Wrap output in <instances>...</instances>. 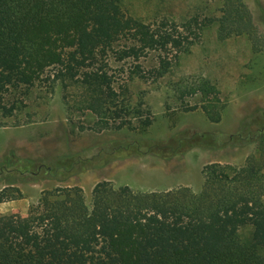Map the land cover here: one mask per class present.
<instances>
[{"label": "trees", "instance_id": "16d2710c", "mask_svg": "<svg viewBox=\"0 0 264 264\" xmlns=\"http://www.w3.org/2000/svg\"><path fill=\"white\" fill-rule=\"evenodd\" d=\"M119 1L0 0L2 116L16 108L5 107V96L25 92L51 69L53 82L71 80L77 86L74 105L95 116L99 130L146 134L152 120L120 104L110 64L131 63L128 70L119 65V71L127 70L128 81L145 79L137 63L141 57L175 52L177 62L199 35L192 21L151 25L127 16ZM252 30L244 0H221L219 37H250ZM171 64L158 55V66L149 73L163 78ZM198 87L199 104L183 110L200 108L218 123L216 89L208 82ZM188 140L224 147L218 135L200 133ZM242 140L255 144L253 153L238 167L206 165L199 192L134 191L99 182L87 205L76 186L42 191L25 216L0 215V264H264V118ZM185 142L170 139L147 152L168 149L172 156ZM17 198L21 193L14 187L0 190V203ZM245 228L250 236L243 239Z\"/></svg>", "mask_w": 264, "mask_h": 264}, {"label": "rangeland", "instance_id": "374dc122", "mask_svg": "<svg viewBox=\"0 0 264 264\" xmlns=\"http://www.w3.org/2000/svg\"><path fill=\"white\" fill-rule=\"evenodd\" d=\"M244 1L253 24L251 36L228 38L218 34L221 0L119 1L127 16L151 25L192 21L191 29L199 35L177 62L175 52L141 57L137 63L145 79L128 81L131 63L110 64L120 104L152 120L144 135L127 129L99 130L95 116L74 105L77 86L71 80L53 82L51 69L25 92L5 96V107L16 108L6 117L0 109V190L14 187L21 198L0 203V215L25 216L42 191L58 187H79L89 205L99 182L144 192L177 187L199 192L206 165L241 166L255 150V144L242 137L254 134L264 118V0ZM158 55L172 64L163 78L155 79L149 72L158 66ZM119 65L127 67L126 72L119 71ZM202 82L216 89L218 123L200 108L183 110L199 104ZM200 133L220 136L224 147L188 140ZM170 139L188 142L172 156H167L168 149L163 154L147 152L150 145ZM240 234L248 238L249 228Z\"/></svg>", "mask_w": 264, "mask_h": 264}]
</instances>
